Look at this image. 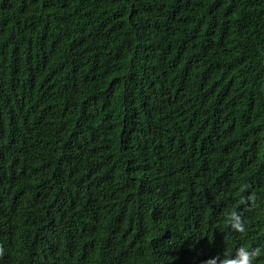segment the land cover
<instances>
[{
  "label": "trees",
  "instance_id": "obj_1",
  "mask_svg": "<svg viewBox=\"0 0 264 264\" xmlns=\"http://www.w3.org/2000/svg\"><path fill=\"white\" fill-rule=\"evenodd\" d=\"M241 245L264 248V0H0V264Z\"/></svg>",
  "mask_w": 264,
  "mask_h": 264
},
{
  "label": "clouds",
  "instance_id": "obj_2",
  "mask_svg": "<svg viewBox=\"0 0 264 264\" xmlns=\"http://www.w3.org/2000/svg\"><path fill=\"white\" fill-rule=\"evenodd\" d=\"M229 226L236 232L244 233L245 225L241 215L233 211L227 217ZM264 255V248L262 247H248L241 245L236 249L235 253L225 252L221 257L219 255L208 258L204 264H257L258 258Z\"/></svg>",
  "mask_w": 264,
  "mask_h": 264
}]
</instances>
